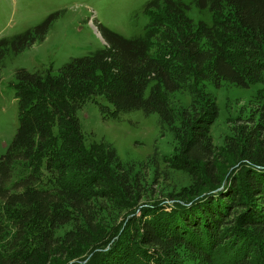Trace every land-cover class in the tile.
Listing matches in <instances>:
<instances>
[{
    "label": "trees",
    "instance_id": "16d2710c",
    "mask_svg": "<svg viewBox=\"0 0 264 264\" xmlns=\"http://www.w3.org/2000/svg\"><path fill=\"white\" fill-rule=\"evenodd\" d=\"M192 6L212 24L195 23ZM145 13L141 37L100 26L103 49L57 74L17 73L19 128L0 159V264H264V0H153ZM55 19L0 45L21 54ZM223 84L253 89L261 114L218 151L219 107L205 86ZM184 92L190 107H174ZM88 103L113 118L158 115L177 143L163 161L192 184L143 204V166L83 134Z\"/></svg>",
    "mask_w": 264,
    "mask_h": 264
},
{
    "label": "rangeland",
    "instance_id": "374dc122",
    "mask_svg": "<svg viewBox=\"0 0 264 264\" xmlns=\"http://www.w3.org/2000/svg\"><path fill=\"white\" fill-rule=\"evenodd\" d=\"M153 0H0V41L32 30L51 15L56 19L42 42H36L21 54L0 45V159L12 144L19 128L17 73L59 70L73 59L86 57L106 46L99 30L104 26L127 39L144 35L150 19L145 8ZM189 17L195 22L212 24L208 11L191 7ZM205 91L219 107V117L211 127L214 146L221 150L226 139L243 128L254 127L260 108L254 101L253 89L223 84L220 89L205 86ZM192 97L188 93L172 96L174 107L189 108ZM102 105L113 108L101 101ZM77 117L83 134L89 141L105 142L112 146L125 166L141 169L144 192L142 203L169 202V195H179L192 184L184 171L164 163L177 147L173 133L162 126L159 116H147L142 111L121 113L113 118L100 105L88 103ZM254 119V122H250ZM264 138V137H263ZM157 158V159H155ZM69 227L66 228V230Z\"/></svg>",
    "mask_w": 264,
    "mask_h": 264
}]
</instances>
